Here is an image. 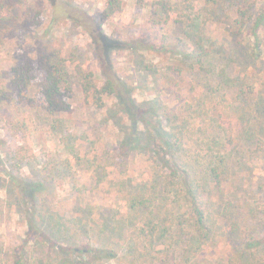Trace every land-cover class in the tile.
<instances>
[{
  "label": "rangeland",
  "instance_id": "rangeland-1",
  "mask_svg": "<svg viewBox=\"0 0 264 264\" xmlns=\"http://www.w3.org/2000/svg\"><path fill=\"white\" fill-rule=\"evenodd\" d=\"M122 1V11L102 24L99 35L96 23L105 0H23L41 12L43 25L16 31L0 41V93L6 73L22 55L61 49L74 61L68 65L67 112L49 115L28 101L0 102V259L3 249L19 242L26 230L23 189L11 178L26 185V197L37 203L35 214L68 218L67 232L76 240H82L80 226L85 222L83 232L92 245L112 243L116 237L109 236L114 235V227L117 234L130 235L139 220L128 209L126 191L151 177L160 182L164 172L154 146L148 144L149 136L170 152L169 135H182L181 158L206 148L208 137L222 140L216 124H202L197 114L206 85H223L221 71L223 79L235 82L228 90L232 96L244 91L240 84L244 81L254 86L251 110L242 117L241 135L228 155L232 173L225 195L240 205L237 213L244 222L256 228L264 225V19L256 30L263 51L254 47L250 34L264 0H256L252 20L238 37L228 34L218 11L199 35L209 41L205 47L209 52L202 58L196 57V38L187 27L188 10L180 6L183 15L172 10L166 21L163 17L162 24H155L160 16L154 3L164 1L173 7L178 0ZM196 5L198 9L202 3ZM63 10L84 26L73 23ZM77 64L91 70L99 86L114 80L119 99L107 98L100 110L84 103L74 72ZM33 95L34 91L28 97ZM183 103L190 105L189 120L176 130L174 119L164 115L178 114ZM12 124L23 127L14 136ZM213 197L216 205L219 201ZM252 209L256 210L253 217L246 220ZM218 221L222 230L191 264H216L229 256L228 220Z\"/></svg>",
  "mask_w": 264,
  "mask_h": 264
},
{
  "label": "trees",
  "instance_id": "trees-1",
  "mask_svg": "<svg viewBox=\"0 0 264 264\" xmlns=\"http://www.w3.org/2000/svg\"><path fill=\"white\" fill-rule=\"evenodd\" d=\"M255 2L256 0H178L171 7V4L157 1L154 3L155 12L160 18L155 24H162L163 17V21H166V16L172 10L173 13L183 15L180 6L188 10V14L184 15L187 27L196 38V57L202 58L209 52L205 48L206 42L209 44L208 39L199 36L204 25L221 11L225 19V30L230 36L238 37L252 20ZM197 3H202L198 9ZM122 9V0H105L96 23V33L99 34L102 24ZM194 9L198 10L195 11L196 15ZM62 13L78 26H84L70 11L63 10ZM263 19L264 9L256 16L254 27L250 30L254 47L259 51L263 49L256 30ZM42 25L41 12L29 8L23 0H0V41L16 31L36 29ZM195 29L198 30L197 33ZM86 31L91 33L89 28ZM130 47L128 44L127 48ZM177 54L186 57L180 51ZM70 58L72 57L61 49L45 51L33 57L20 56L6 73L0 102L28 101L49 115L67 112L71 97L68 65L74 62ZM74 72L83 101L87 105L100 110L105 107L107 98L119 99V85L114 80L107 79L99 86L94 73L80 64L74 65ZM220 74L223 85H206L197 114L202 124H216L222 140L215 135L208 137L206 148L198 149L196 155L181 158L182 135L181 138L180 135H169L172 139L170 152L155 137L149 136L148 144L154 146L164 172L160 174V182L151 177L126 191L128 209L139 220L138 226L130 235L117 234L114 227V235L109 236L116 237L112 243L107 240L104 245H92L86 240L90 239L86 238L88 235L83 232L87 228L85 222L80 226L82 240H76V237L67 232L71 228L68 218L57 215L55 218H48L40 213L35 214L37 203L26 197V185H20L11 178L16 187L23 189L20 191L26 230L19 242L3 249L0 264H191L201 248L211 243L215 233L222 230L223 226L218 221L222 217L228 220L226 226L230 243L227 245L231 251L225 260L216 264H264V225L259 229L244 222V217L239 218L240 214L237 213L240 205L235 206L225 195L232 173L228 155L232 154L238 143V136L241 135L242 117L251 110L249 102L254 95V86L244 81L240 83L244 91L238 90L232 96L228 90L231 88L230 84L235 82L223 79L224 71ZM32 91L34 95L29 98L28 94ZM123 104L126 101L123 100ZM125 106L130 109V105ZM189 109L190 105L183 103L178 114L167 113L164 117L173 118L174 128L178 130L187 125ZM22 128L12 124L11 136L20 133ZM198 130L202 131L200 126ZM132 139L137 140L134 137ZM213 195L219 201L216 205L212 203ZM244 206L241 205V208L245 209ZM254 211L256 210L247 211L246 220L253 217ZM58 229L64 231L59 233L61 231ZM61 241H65V244H61Z\"/></svg>",
  "mask_w": 264,
  "mask_h": 264
}]
</instances>
